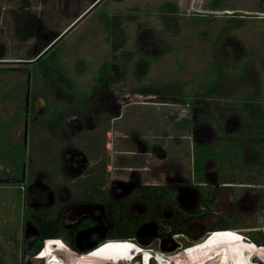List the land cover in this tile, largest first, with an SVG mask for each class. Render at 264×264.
Segmentation results:
<instances>
[{"label":"rangeland","instance_id":"1","mask_svg":"<svg viewBox=\"0 0 264 264\" xmlns=\"http://www.w3.org/2000/svg\"><path fill=\"white\" fill-rule=\"evenodd\" d=\"M1 2L6 9L14 6L21 18L14 21L7 15L8 22L0 26V179H18L23 170L50 171L55 165L51 147L62 164L68 157L62 153L77 146L87 171H95L103 181L110 175L127 178L132 170L130 178L141 176L142 182L159 184L168 194L180 176L201 180L202 175L193 170L196 143L212 154L203 168L208 167L212 176L217 173L219 182L231 177L236 184L253 185L242 190L220 186L219 198L204 205V213L197 204L198 215L182 224V233L149 238L154 233L144 227L130 239L103 241L83 255L53 240L46 246L47 259L33 258L29 264H57L52 261L56 251H64L68 264H263L264 146L246 144L238 155L229 154L233 148L225 136L233 135L244 119L230 111L219 129L199 117L246 95L262 111L264 5L259 0ZM165 2L177 9L172 12ZM103 14L113 31L102 22ZM59 36L52 50L67 78L57 72L51 81L38 71L40 62L28 63L29 89L35 96L32 107L29 98V121L22 135L26 73L10 68L22 63L3 61L33 60ZM105 62V77L111 72L114 78L122 73L123 77L108 90L91 94ZM211 81L214 89L206 91ZM166 86L172 100H163L165 91L158 87ZM148 87L157 92L140 91ZM44 103L54 110L58 107L62 116L52 129L47 128L52 114L45 113ZM69 125L73 130L66 132ZM46 160L50 165L42 166ZM192 192L197 198L198 190L194 187ZM239 195L245 207L240 211L234 207ZM231 196L234 204H228ZM257 197L260 207L254 205ZM21 200L17 187L0 184V264H21L25 246ZM169 200L162 206L165 219L170 217ZM224 205L227 208L221 210ZM134 212L142 211L135 207ZM220 227L238 232L208 231Z\"/></svg>","mask_w":264,"mask_h":264},{"label":"flooded vegetation","instance_id":"2","mask_svg":"<svg viewBox=\"0 0 264 264\" xmlns=\"http://www.w3.org/2000/svg\"><path fill=\"white\" fill-rule=\"evenodd\" d=\"M1 3L0 0V26L3 23L6 24L8 22L7 15H11L14 21L20 20L21 17L16 16L17 11L14 6L6 9L5 7H1ZM0 28L2 29V27ZM59 38L60 36L33 60L23 58L3 61L14 62L17 65L18 63H22L21 65L23 66L21 67L14 66L10 68L17 72L26 73L24 81L25 89L23 91L25 92L23 94L24 102L22 103L23 105H21L24 106L26 115L24 122L20 119V122L22 123V135L23 131L25 132L29 121V98H31L30 106L32 107V102L35 96L34 93L31 94L29 89L31 78L28 70V63L31 64L36 62L45 53L52 50ZM43 105L45 107V103ZM44 111L47 115L50 113L52 114L49 119L50 122L54 118H58L59 120L58 123H47L49 124L47 128L52 129L60 123L62 116L58 107L57 110H54V108L52 109L48 103ZM72 119L74 120L75 117H72ZM10 126L15 128L17 123H11ZM75 126L78 125L75 124ZM241 126L242 123L239 127L233 129V134L235 136H240ZM72 130V125L65 128L66 132ZM16 132L18 135L19 130ZM50 144L51 143H47V147H49ZM51 151H53L52 159L55 164L51 169L53 171H46L42 168H38V170L31 172L23 170L18 179L11 177L2 178L3 180H14L12 183H0L5 186L17 187L20 190V195H22L21 201L24 221L23 244L25 246L21 251V264L24 263L26 257L36 256L40 253L33 254L31 253V250L39 243L42 235L41 231L46 221H52L54 219L58 230H60V234L62 235L61 239L63 242L71 247L73 251L75 250L77 253H84L83 251H87L96 245L98 246L103 241H106V239H112L110 237L118 236V233L121 230L120 227H123V230L131 228L133 231L132 235L135 234L136 231L147 227L153 231L152 233H154L153 236H149V238L154 237L158 239L165 237V235L170 236L172 234L175 235L182 233V229L180 232L176 233L171 231V228H169L168 231L163 227H172L171 225L174 222L181 223V226L183 223L187 224L190 218L198 215L197 204L202 205L201 212L204 213L205 206L213 202L214 198H219V195L222 193L218 191L220 186H227L231 190H242L244 188H252L253 186L250 183L236 184L234 181L230 180L231 177H228L230 182H219V176L216 171V174L212 176L209 174L208 167L203 168L205 160L210 158L209 156H206L198 171L202 175L199 182L195 180V177L190 181V179L187 180L186 177L180 176L177 178V184L170 185V188L166 185L167 188L171 190V192L167 194L165 193L164 188L159 187V184L142 182L141 176H137L138 178L136 180L130 178L132 176V170L126 176L127 178L124 177L122 179L116 175H108L109 178H106V182L103 181L104 179H100L95 175V171H87L88 168L85 163V157L83 154H80L81 151L77 149V146L69 147L65 154L62 153V156H68L62 164L60 161H57V159H59L57 150L51 147ZM221 158L222 157H218L217 159L221 160ZM43 165L48 166L50 165V162L48 160L43 161L42 166ZM32 168L34 169V167ZM4 171H8V168L5 167ZM212 179L213 181H211ZM192 186L198 190L196 193L197 198L193 195L195 193L192 192V188H194ZM199 189L201 190L199 191ZM169 194L170 198L167 196ZM230 194L233 196L232 192H230ZM182 195H185V198H183ZM159 196H162L163 199L161 200ZM232 196L230 197L231 199H229L228 204L234 202ZM238 198L239 201L237 200L238 203L234 205V207L240 211L245 207L241 205L240 198L242 199V196L239 195ZM169 199L171 200L169 204L170 217L169 219H165L161 215L162 206L164 202L166 203ZM148 203H150V206L147 208L145 207V204ZM261 203V199L258 197L254 201L256 207H260ZM135 207H138L142 212L135 213ZM226 208L227 207L224 205L221 210H225ZM26 212L28 217L24 218ZM128 219H130V221H128ZM208 231L211 230L209 229ZM217 231L224 230H216L213 232ZM228 231H231L232 233L238 232L234 229ZM132 237L133 236L130 238ZM130 238L116 237L112 240H126ZM67 258L68 257L58 264H68V262H66ZM167 258L169 257L167 256ZM54 260L52 259L53 262ZM198 263L200 262L195 264ZM167 264H169V262H167Z\"/></svg>","mask_w":264,"mask_h":264},{"label":"trees","instance_id":"3","mask_svg":"<svg viewBox=\"0 0 264 264\" xmlns=\"http://www.w3.org/2000/svg\"><path fill=\"white\" fill-rule=\"evenodd\" d=\"M163 4L165 7L169 8L172 12L177 9V6L172 2H165ZM259 5L263 6L264 0H259ZM102 22L106 24L107 28H110L111 31H113L112 24L107 15L105 14L102 15ZM57 57H58L57 52H55L54 50H50L36 61V62H40L39 67L38 68L36 67L38 71L41 70V73H43L44 75H49L48 79L51 81L55 79L53 75L57 74V72H59L58 75L60 77L67 78L64 71H62V68H58L57 66L58 65ZM107 68H108V63L106 62L103 63L102 69L98 77L96 78V81L98 83L95 84L93 87H91V90H90L91 94L97 91H100V90H108L114 82H117L118 80L122 79L123 73L117 76L116 78H114L113 77L114 73L111 72V74L108 77H105L104 70H106ZM52 71H53V74H52ZM158 88L161 89V91H165V92H162L163 94H166L164 95L163 100H166V101L172 100L170 98V95H167V93L169 92L168 89L170 87L166 86L165 89L160 88V87ZM212 89H214L213 81L209 83L208 87L206 88V91H211ZM156 90L157 89L155 88L148 87L146 90L141 89L140 91L152 94V93L157 92ZM244 98H242V100L235 99L233 101L224 103L223 105L215 106L211 109H208L202 117H199L202 123L206 125H211V126L215 123L217 124V127H219V129L223 128L226 114L230 111L235 112L239 117L244 119V122L242 123V126H241L240 136H235L234 134L233 135L230 134V136L229 135L225 136V139L231 142L230 144L232 145V148H233V151L232 152L230 151L229 154L235 153V155H238L239 153L238 149L241 150L242 147H244L246 144H249L251 148H253L255 144L260 145L259 148L262 147L264 144V132H263L264 130V102L260 103V107L262 111H259L255 108V106H253V104H251L248 101V95H246ZM261 117L263 118L262 121H261ZM58 121H59L58 118L57 119L54 118L51 120L52 123H58ZM194 147L196 150H195V156L193 158V169L196 172H198L203 159L206 156H211L212 154L208 150H206L204 145L194 143ZM226 152L227 151H224V155L220 152L221 156H225ZM217 155L218 153H216V156ZM159 198L161 200L163 199L162 196H159ZM27 217L28 215L26 212L24 214V218H27ZM128 221H130V219H128ZM171 226L172 227L169 226V228H171V231L176 232V233L181 231V228H182L181 223L174 222L172 223ZM120 229L121 230L118 233V236H114L110 238L112 239L116 237L130 238L131 236H133L131 228H127V230H123V227H120ZM230 229L231 228H221L220 227L218 229L212 228L210 230L216 231V230H230ZM41 232H42V235H41V239L39 240V243L36 244V247H34L31 250V253L33 254L40 252L39 255L34 258L39 262L47 259L46 257L47 242L53 241V239L55 238L62 237V235L60 234V230H58V227L56 225V221L54 219L52 221H46ZM45 239H49V240H47L44 244ZM112 239H106V240L112 241ZM79 252H82V251H79ZM77 254L83 255L84 253H77ZM66 257L68 256L64 253V251H56L54 253L53 259H55L54 262L58 264L59 262L63 261V259H66Z\"/></svg>","mask_w":264,"mask_h":264},{"label":"water","instance_id":"4","mask_svg":"<svg viewBox=\"0 0 264 264\" xmlns=\"http://www.w3.org/2000/svg\"><path fill=\"white\" fill-rule=\"evenodd\" d=\"M14 180H7V179H5V180H3V179H0V183H12ZM93 248V247H92ZM91 248V249H92ZM39 255V254H38ZM38 255H36V256H28V257H26V259L24 260V263L23 264H29L30 263V261L33 259V258H35V257H37ZM254 260H256V259H254Z\"/></svg>","mask_w":264,"mask_h":264},{"label":"clouds","instance_id":"5","mask_svg":"<svg viewBox=\"0 0 264 264\" xmlns=\"http://www.w3.org/2000/svg\"><path fill=\"white\" fill-rule=\"evenodd\" d=\"M47 240H49V239H45L44 240V244H45V242L47 241ZM53 240H58V241H60V242H62L63 243V240L61 239V238H55V239H53ZM63 245H64V243H63ZM66 246V245H65ZM67 248H69L68 246H66ZM71 248V247H70ZM69 248V249H70ZM43 249V248H42ZM71 250V249H70ZM72 251V250H71Z\"/></svg>","mask_w":264,"mask_h":264},{"label":"snow or ice","instance_id":"6","mask_svg":"<svg viewBox=\"0 0 264 264\" xmlns=\"http://www.w3.org/2000/svg\"><path fill=\"white\" fill-rule=\"evenodd\" d=\"M125 247H128V248H130V247H132V245H125Z\"/></svg>","mask_w":264,"mask_h":264},{"label":"crops","instance_id":"7","mask_svg":"<svg viewBox=\"0 0 264 264\" xmlns=\"http://www.w3.org/2000/svg\"><path fill=\"white\" fill-rule=\"evenodd\" d=\"M227 181H230V180L227 179ZM49 242H50V241H49ZM47 243H48V242H47Z\"/></svg>","mask_w":264,"mask_h":264},{"label":"bare ground","instance_id":"8","mask_svg":"<svg viewBox=\"0 0 264 264\" xmlns=\"http://www.w3.org/2000/svg\"><path fill=\"white\" fill-rule=\"evenodd\" d=\"M263 264H264V261H263Z\"/></svg>","mask_w":264,"mask_h":264}]
</instances>
